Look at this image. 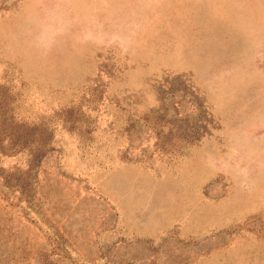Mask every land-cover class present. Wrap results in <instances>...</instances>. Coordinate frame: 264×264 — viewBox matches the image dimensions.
Returning <instances> with one entry per match:
<instances>
[{"label":"rangeland","instance_id":"374dc122","mask_svg":"<svg viewBox=\"0 0 264 264\" xmlns=\"http://www.w3.org/2000/svg\"><path fill=\"white\" fill-rule=\"evenodd\" d=\"M0 264H264V0H0Z\"/></svg>","mask_w":264,"mask_h":264},{"label":"trees","instance_id":"16d2710c","mask_svg":"<svg viewBox=\"0 0 264 264\" xmlns=\"http://www.w3.org/2000/svg\"><path fill=\"white\" fill-rule=\"evenodd\" d=\"M15 131H16V134H17L16 137H15L16 141H18V142H20V143H21V142L26 143L27 141H22V140H23V137H22V136H24L23 132L20 133V131H19L17 128H15ZM24 143H23V144H24ZM43 146H44V145H42V147H43ZM19 147L22 148L23 145H18V146H16L15 148H19ZM40 147H41V146H40ZM40 147H39V148H40ZM40 157H41V156H39V155L36 156V158H37L38 160L40 159ZM37 159H35V160H37Z\"/></svg>","mask_w":264,"mask_h":264}]
</instances>
